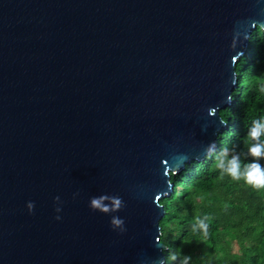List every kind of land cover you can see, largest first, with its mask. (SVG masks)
Returning a JSON list of instances; mask_svg holds the SVG:
<instances>
[{
	"label": "water",
	"instance_id": "water-1",
	"mask_svg": "<svg viewBox=\"0 0 264 264\" xmlns=\"http://www.w3.org/2000/svg\"><path fill=\"white\" fill-rule=\"evenodd\" d=\"M256 26L264 0H0V264L165 261L159 199Z\"/></svg>",
	"mask_w": 264,
	"mask_h": 264
},
{
	"label": "trees",
	"instance_id": "trees-1",
	"mask_svg": "<svg viewBox=\"0 0 264 264\" xmlns=\"http://www.w3.org/2000/svg\"><path fill=\"white\" fill-rule=\"evenodd\" d=\"M237 87L230 105L219 110L225 127L217 133L215 151L192 160L171 173L173 190L159 199L164 205L160 240L165 264H264V189H254L243 180L221 175L216 154L228 149L241 166L254 159L249 154L248 132L253 122L264 120V29L256 26L245 52L236 60ZM264 143V133L260 136ZM264 167V158L258 160ZM206 218V219H205ZM204 219L203 230H193ZM176 260H171L172 255Z\"/></svg>",
	"mask_w": 264,
	"mask_h": 264
},
{
	"label": "clouds",
	"instance_id": "clouds-1",
	"mask_svg": "<svg viewBox=\"0 0 264 264\" xmlns=\"http://www.w3.org/2000/svg\"><path fill=\"white\" fill-rule=\"evenodd\" d=\"M261 92H264V85L260 88ZM223 123H226L222 121ZM264 133V120H257L253 122V126L250 128L247 136L249 141H255V143H250L249 154L256 158L251 163L241 166V163L236 156L229 158L228 149H222L219 153L216 154L215 166L220 170L221 175H228L233 180L239 181L243 180L247 185H250L254 189L260 190L264 189V167L260 165L258 160L264 158V143L260 142V136ZM209 151H215V142L208 146ZM207 157V153L205 154ZM103 198L93 199L92 208L100 209L107 211L108 208L102 203ZM120 200L114 199V206L119 207ZM34 208V203H28V209L31 212ZM60 219V217H56ZM206 219V218H205ZM122 222L119 219L113 218V225H120ZM197 229L203 230L204 234L207 235V225L204 219L197 220L196 225L193 227V230ZM177 256L172 255L171 260H176ZM191 257L184 256L180 260V264H189ZM159 264H165L164 260H161Z\"/></svg>",
	"mask_w": 264,
	"mask_h": 264
}]
</instances>
